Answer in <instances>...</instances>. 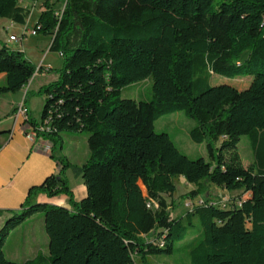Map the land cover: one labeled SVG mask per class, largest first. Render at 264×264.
<instances>
[{
  "label": "trees",
  "instance_id": "obj_1",
  "mask_svg": "<svg viewBox=\"0 0 264 264\" xmlns=\"http://www.w3.org/2000/svg\"><path fill=\"white\" fill-rule=\"evenodd\" d=\"M43 6L37 34L52 35L49 50L62 66L36 67L1 44L0 95L23 90L36 73L56 75L26 89L23 104L58 171L31 186L19 208L0 211L9 213L0 226V264H166L173 254L187 264H264V0H65L59 17L48 0ZM29 13L19 0H0V18L24 24ZM213 74L251 81L244 89L212 85ZM144 80L150 99L121 96ZM30 94L44 96L38 121L27 109ZM177 112L195 121L188 136L205 155L190 156L155 131L159 118ZM67 132L87 133L81 165L55 154ZM242 136L252 149L248 166L238 151ZM151 139L160 141L156 152L141 144ZM139 159L152 170H136ZM68 169L86 187L79 201ZM178 176L193 185L183 201L209 194L210 185L249 196L239 206L202 202L171 217L175 203L164 194L176 191ZM39 194H64L69 208L37 202ZM36 213L47 254L9 259L8 235Z\"/></svg>",
  "mask_w": 264,
  "mask_h": 264
},
{
  "label": "crops",
  "instance_id": "obj_2",
  "mask_svg": "<svg viewBox=\"0 0 264 264\" xmlns=\"http://www.w3.org/2000/svg\"><path fill=\"white\" fill-rule=\"evenodd\" d=\"M44 1L45 0H19V4L22 7L29 9L30 11L29 16L26 19L25 23L19 24L7 18H0V29H8L9 27H13L16 25L19 26V30H21L22 28L25 29V27L29 25L28 22L30 21L29 19L30 16H32L33 12H36L37 16L34 20L35 22L31 26V28L27 30L33 29L40 13L44 10V6H43ZM48 1L51 4H53L54 10H58L59 8H61L62 4L65 2V0H48ZM9 35H16V34L10 33ZM21 35H23V33ZM8 39L9 36L6 39H3L0 36V46L1 44L7 46ZM51 39H52V35H50V40L47 43V47L50 46ZM16 49H23V48L16 46ZM45 56L42 57L40 66L46 68H53L49 64L44 65ZM47 75H53V77H51V80H49L48 82L56 78V75L52 73H47L45 71L41 73H36L33 78L46 77ZM3 77L4 74H0V82L2 81ZM41 85L43 84H40L39 86ZM25 92L26 91H18L15 93L9 92L3 94L4 97H2L6 99V101H9L10 104L8 103L7 105L9 107L8 108L9 112L7 113L9 117L2 120L0 116V130L9 129L10 133L6 136L4 135L0 136V141L3 142V145L0 148V211L19 208L20 204L24 201L26 197L28 189L31 186L39 185L46 176L50 174H54L58 171V165L56 161L50 157V144L46 140L37 138L34 141H32L28 139L24 134V126L21 124H18L13 128L12 114L14 109L19 104L23 103ZM27 109L29 111L28 105H27ZM163 122L166 126V125H173L178 121L172 120L170 118H166L164 119ZM187 131L188 128L186 129V132ZM160 133L165 134V132H160ZM175 140L179 144H181L183 150L188 155L193 157L198 154L205 155V150L203 145H197V144L193 145L195 143L191 139L190 140L193 143H190L186 135L176 134ZM86 141H87V136H86ZM78 145H79L78 141L75 140V145L71 152L63 146V149L60 151V153L67 156L72 163L81 165L87 159L89 150L85 149L81 152L82 159H84L82 161L84 162H77V160L74 159V156L78 154L77 152H80L79 151L80 147ZM65 176L66 179L68 180L69 187L74 194V199L76 201H79L80 199L84 198L86 196V187L83 183L81 176L75 177L70 169L66 170ZM36 201L57 204L69 208L68 198L64 194L52 196V197H48L45 194H39L36 197ZM8 216H9L8 212L1 213L0 226L8 218ZM39 219H40L39 216L32 215L30 218H28L26 221H24L22 224H20L10 232L4 244V252L7 246L11 243L12 236L19 229L23 230L28 224H33L32 225L33 227L28 229L26 233L22 235V237L20 238V243L17 244L16 248L13 247L11 249V252L10 254H8V256L5 252L6 256L9 259L18 262H23L27 259L35 257L40 253L47 254L48 238L44 229L43 219L41 220L40 223L37 224L33 223L35 220H39Z\"/></svg>",
  "mask_w": 264,
  "mask_h": 264
},
{
  "label": "rangeland",
  "instance_id": "obj_3",
  "mask_svg": "<svg viewBox=\"0 0 264 264\" xmlns=\"http://www.w3.org/2000/svg\"><path fill=\"white\" fill-rule=\"evenodd\" d=\"M36 16H37L36 12H33L32 16H30L29 18L30 19V21L28 22L29 25L25 27V29L22 28L21 30H19L18 25L9 27L8 29H0V36L3 39H6L8 38L10 33L19 35V39L15 41L11 42L10 40H8L7 47L13 50L23 51L25 57H27L31 62H33V64L36 67H39L41 65L42 57L46 55L45 60H44V65L49 64L53 68H60L63 62L62 57L57 52L48 50L49 47H47V43L50 40V35H44V34L39 33L38 35L33 36L29 34V30H27V29H30L33 23L35 22L34 20ZM25 31H26V35H21L22 33H25ZM12 46H15V47H12ZM16 46H19L23 49H16ZM51 77H53V75H47L46 77L32 78L30 82L28 83L27 87L21 91H26V89L35 91L38 89L40 84H44L48 82L49 80H51ZM250 81H251V76L249 75H239V76L230 78V77L213 74L210 79V83L212 85L226 83L238 89L246 88L249 85ZM121 96L125 98H134L137 100L150 99L152 97L150 80H144L140 83L132 84V85L124 87L121 91ZM2 97L4 96L0 95V114H1L0 116H1V119L4 120L5 118L9 117V115L7 114L9 112L8 111L9 107L7 105L8 103L10 104V102L6 101V99ZM26 104L28 105L29 114L31 115V117H33L35 120L38 121L40 119L42 107L44 104V96L39 95V94H30L27 97ZM166 118H170L175 121L177 120L178 122L174 123L173 125L165 126L163 121ZM194 124H195V121L186 118L181 112H177V113H173L172 115H164L161 118H159L155 123V131L157 132V134L160 132H165L166 134H168L169 137L175 142L176 146L180 150L184 151L181 144H179L175 140V135L176 134L186 135V137L189 139L188 141H190V143H193L191 142L186 132V129ZM86 136H87L86 132H82V133L67 132L63 135L64 137L63 146L67 148L70 152L74 148L75 140L78 141L80 152H77L78 154L74 156V159L77 160V162H84L82 161L84 159H82L81 152L85 149L89 150L88 144L86 141ZM141 144H143L144 147L146 146L145 150L147 152H156L161 147L160 141L156 139H151V140L142 142ZM193 145H196V144H193ZM238 151L240 153L244 166H248L249 164H251L253 155H252V149L250 146L248 136L241 137V140L238 144ZM55 154L57 155L61 154L60 150H55ZM153 158L155 161V157H150V156L147 157V159H149L150 161H152ZM150 164L151 163L147 161L145 163L144 161L142 167H140V159H139V166L136 168V170H140V168H142V170H147V169L152 170V167ZM156 165H157V162H156ZM174 183L176 185V191L171 196L164 194V196L167 197L168 200H171L175 203V207L174 208L172 207L173 210L171 213V217L181 216L187 209H190L192 205L200 204L202 202H214L217 206L221 208H224V207L228 208L232 205L239 206L241 200L249 196L248 193H243L242 191L227 192L225 190L217 188L214 185H210L209 194H203L193 200L187 199L183 201L180 198L181 195L189 191L190 189H192L193 185L188 184L185 181L183 176L176 177L174 179ZM141 187L143 191H145L142 185ZM34 215L39 216L40 219L35 220L33 223L34 224L40 223L41 220L43 219L42 215L40 213H36ZM32 225L33 224H28L23 230L19 229L12 236L11 243L5 249L7 256L8 254H10L11 249L13 247L16 248L17 244L20 243V238L22 237V235H24L28 229L33 227ZM162 261L165 262L166 264H175V263H178V261L181 264H187L188 262L185 255H177V254L165 256L162 259Z\"/></svg>",
  "mask_w": 264,
  "mask_h": 264
},
{
  "label": "built area",
  "instance_id": "obj_4",
  "mask_svg": "<svg viewBox=\"0 0 264 264\" xmlns=\"http://www.w3.org/2000/svg\"><path fill=\"white\" fill-rule=\"evenodd\" d=\"M65 5V2L62 4L61 8H59L58 10L55 11V14L59 17L61 14V11L63 10V7ZM39 25H36L33 27V29L29 30V34L31 35H36L37 34V30L39 29ZM23 35H26V31L25 33H23ZM19 38V36L16 35H9V39L10 41H14L17 40ZM12 118H13V128L18 125L21 124L24 126V134L25 136L34 141L37 138L40 137H36L35 134V129L31 128L30 126H28V124L26 123V119H27V110L26 107L23 103L19 104L13 111L12 114ZM45 126H39V129L42 130L44 129ZM148 206H150V204L148 203Z\"/></svg>",
  "mask_w": 264,
  "mask_h": 264
}]
</instances>
